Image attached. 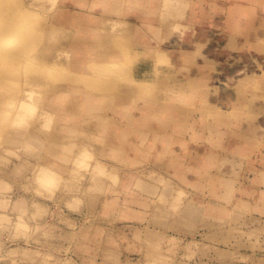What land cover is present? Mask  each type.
<instances>
[{
	"label": "rangeland",
	"instance_id": "374dc122",
	"mask_svg": "<svg viewBox=\"0 0 264 264\" xmlns=\"http://www.w3.org/2000/svg\"><path fill=\"white\" fill-rule=\"evenodd\" d=\"M263 114L264 0H0V264H264Z\"/></svg>",
	"mask_w": 264,
	"mask_h": 264
},
{
	"label": "crops",
	"instance_id": "0c3cea01",
	"mask_svg": "<svg viewBox=\"0 0 264 264\" xmlns=\"http://www.w3.org/2000/svg\"><path fill=\"white\" fill-rule=\"evenodd\" d=\"M203 55L205 54V51H202ZM190 59V58H189ZM208 61H211V58H207ZM202 70V69H201ZM264 117V114L262 116H260V118L258 119V121L256 122V125H258L259 128L264 129V123L261 121V119ZM213 154L215 155L216 158V154L215 152H213ZM218 154V153H217ZM210 155V154H209Z\"/></svg>",
	"mask_w": 264,
	"mask_h": 264
},
{
	"label": "bare ground",
	"instance_id": "6f19581e",
	"mask_svg": "<svg viewBox=\"0 0 264 264\" xmlns=\"http://www.w3.org/2000/svg\"><path fill=\"white\" fill-rule=\"evenodd\" d=\"M116 22H117V23L124 24V22H125V21H122V20H117ZM186 55H187V54H186ZM188 55H189V54H188ZM188 58H190V57H188ZM165 59H166V57H165ZM186 62H187V61H186ZM168 63H169V62H168ZM73 214H74V213H73ZM75 214H76V213H75ZM75 214H74V215H75ZM79 215H80V214H79ZM81 215H82V214H81ZM85 219H86V218H85Z\"/></svg>",
	"mask_w": 264,
	"mask_h": 264
}]
</instances>
